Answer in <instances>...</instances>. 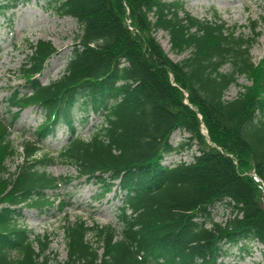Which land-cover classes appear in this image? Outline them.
<instances>
[{"label":"trees","instance_id":"16d2710c","mask_svg":"<svg viewBox=\"0 0 264 264\" xmlns=\"http://www.w3.org/2000/svg\"><path fill=\"white\" fill-rule=\"evenodd\" d=\"M17 1L0 0V11ZM46 3L72 17L79 32L63 72L47 84L38 75L56 49L48 40L30 45L22 83L8 92L11 119H0V264H49V239L20 219L24 208L63 203L47 191L70 178L48 174L44 167L54 158L39 154L59 123L69 137L57 160L99 183V195L115 186L120 227L65 222V257L54 264H232L223 259L229 247L243 252L251 241L264 247V54L256 63L249 54L259 37L256 22L243 37L215 12L213 20L191 16L180 0ZM156 30L166 33L171 51L187 55L170 60L152 36ZM225 63L228 72L221 71ZM240 75L249 84L225 100ZM29 106L42 121L21 146V164L5 177L14 154L7 130ZM73 110L102 117L86 140L74 134ZM175 130L188 137L173 146ZM192 143L197 153L190 162L161 163ZM217 203L230 208L222 223L211 216Z\"/></svg>","mask_w":264,"mask_h":264},{"label":"rangeland","instance_id":"374dc122","mask_svg":"<svg viewBox=\"0 0 264 264\" xmlns=\"http://www.w3.org/2000/svg\"><path fill=\"white\" fill-rule=\"evenodd\" d=\"M46 1L18 0L13 8L0 11V119L4 123L11 119L5 101L11 88L22 83L20 65L30 54L29 46L35 44L37 40H48L56 49V53L46 60L43 70L38 75L40 83L47 84L63 72L74 36L79 32L78 24L72 17L57 15L47 6ZM180 1L184 10L199 20H213L212 12H215L219 20L226 26L235 28V33L243 37L250 36L247 26L255 21L259 37L252 42L249 54L254 63L261 59L264 54V0ZM152 36L170 60L180 61L187 55V52L175 53L170 50L164 31L156 30ZM229 69V64L225 63L221 71L228 72ZM248 84L246 77L238 76L236 81L227 87L223 98L225 100L235 98L243 91V86ZM72 114L74 134L84 140L88 139L92 130L102 123V117L89 110L87 112L73 110ZM41 121L42 112L38 108L29 106L19 112L8 128L7 141L13 147L14 154L6 161L5 177L13 174L16 166L21 164V146L31 140L33 130ZM200 131L205 134L202 127ZM68 137V129L63 123H59L54 133L42 141L39 151V154L46 153L54 158L52 163L44 167L48 174L70 178L66 185H61L54 191H47L49 197L59 196L58 198L63 200L62 205L59 207L55 201L39 210L24 208L20 219L33 235L45 236L49 239L47 250L49 264H54L55 260L60 261L65 257L62 232L65 222L80 218L87 225L94 222L99 226L112 225L117 230L120 227L117 218L120 199L115 186L111 187V191L99 195L102 192L99 183L86 181L84 177L78 178L71 164L57 160V152L65 145ZM187 137L186 132L175 130L169 140L173 146H176ZM196 153V145L192 143L189 148L166 155L161 163L165 165L187 163ZM211 216L214 221L222 223L231 216L230 208L217 203L211 210ZM86 238L93 241V237L89 234ZM223 259L232 264H264V247L255 241L249 242L246 251L243 252L238 250L237 246H231Z\"/></svg>","mask_w":264,"mask_h":264}]
</instances>
